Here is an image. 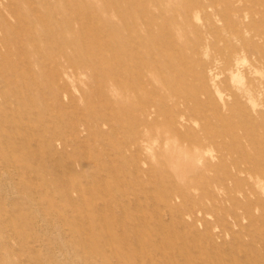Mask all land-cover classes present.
<instances>
[{
  "label": "rangeland",
  "instance_id": "rangeland-1",
  "mask_svg": "<svg viewBox=\"0 0 264 264\" xmlns=\"http://www.w3.org/2000/svg\"><path fill=\"white\" fill-rule=\"evenodd\" d=\"M0 264H264V0H0Z\"/></svg>",
  "mask_w": 264,
  "mask_h": 264
},
{
  "label": "bare ground",
  "instance_id": "bare-ground-1",
  "mask_svg": "<svg viewBox=\"0 0 264 264\" xmlns=\"http://www.w3.org/2000/svg\"><path fill=\"white\" fill-rule=\"evenodd\" d=\"M236 54H238L237 53V51H236ZM235 56V55H234ZM234 61H236V65L238 66V64H239V61H240V59H239V57L237 58L236 57V59L234 60ZM252 61V60H251ZM252 66H253V64H252ZM250 91H255V89H251V88H247V89H243L242 90V92H241V95H242V93L243 94H245V93H249ZM251 93V92H250ZM216 94V93H215ZM239 96H240V94H233V99L235 100V99H238L239 98ZM249 96V95H248ZM226 110V109H225ZM168 120H171V119H168ZM167 122V121H166ZM174 122V121H173ZM175 124V123H174ZM178 124V123H177ZM207 152V151H206ZM203 244V243H202ZM219 244V243H218Z\"/></svg>",
  "mask_w": 264,
  "mask_h": 264
}]
</instances>
